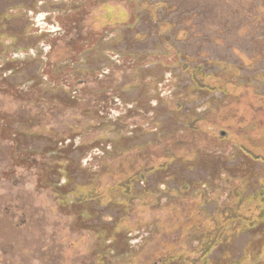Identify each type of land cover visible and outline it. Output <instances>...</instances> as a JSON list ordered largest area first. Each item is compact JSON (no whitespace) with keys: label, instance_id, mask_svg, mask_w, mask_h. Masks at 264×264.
Returning a JSON list of instances; mask_svg holds the SVG:
<instances>
[{"label":"rangeland","instance_id":"obj_1","mask_svg":"<svg viewBox=\"0 0 264 264\" xmlns=\"http://www.w3.org/2000/svg\"><path fill=\"white\" fill-rule=\"evenodd\" d=\"M0 264H264V0H0Z\"/></svg>","mask_w":264,"mask_h":264},{"label":"flooded vegetation","instance_id":"obj_2","mask_svg":"<svg viewBox=\"0 0 264 264\" xmlns=\"http://www.w3.org/2000/svg\"><path fill=\"white\" fill-rule=\"evenodd\" d=\"M55 191H56V190H55ZM56 192H57V191H56ZM59 192H60L59 198H60V197H63V196H62V195H63L62 190H60Z\"/></svg>","mask_w":264,"mask_h":264}]
</instances>
